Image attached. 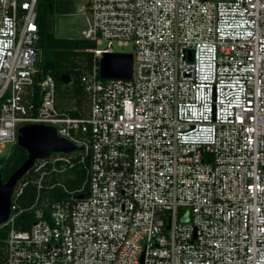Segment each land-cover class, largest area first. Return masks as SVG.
I'll list each match as a JSON object with an SVG mask.
<instances>
[{"label":"built area","instance_id":"obj_1","mask_svg":"<svg viewBox=\"0 0 264 264\" xmlns=\"http://www.w3.org/2000/svg\"><path fill=\"white\" fill-rule=\"evenodd\" d=\"M37 3L0 0V152L29 123L78 149L15 183L1 263L264 264V0H82L76 116L37 67ZM114 42L133 46L130 78L99 75Z\"/></svg>","mask_w":264,"mask_h":264},{"label":"trees","instance_id":"obj_2","mask_svg":"<svg viewBox=\"0 0 264 264\" xmlns=\"http://www.w3.org/2000/svg\"><path fill=\"white\" fill-rule=\"evenodd\" d=\"M52 7L51 0H38L37 3V21L39 25V60L37 67L42 70V74L51 75L56 82V92L58 97V106L69 111L71 115L84 113L86 108V96L81 77L87 73L94 59L91 51L95 44L81 37H60L55 36L50 30V24L47 17V9ZM66 74L69 76V82L63 83L60 76ZM74 100L75 108L69 109L63 105V102ZM26 152L18 145L13 144L10 153L0 159L1 179L5 181L7 177L25 160ZM69 188L75 187L80 181V174L76 173V178L63 180ZM43 197L51 200L62 196L60 188L52 190H43ZM35 198V189L29 185L21 196L20 204L23 208L29 207ZM34 210L25 209L17 218V225L21 228H27L34 221ZM6 230L0 229V264H2L4 248V239Z\"/></svg>","mask_w":264,"mask_h":264},{"label":"water","instance_id":"obj_3","mask_svg":"<svg viewBox=\"0 0 264 264\" xmlns=\"http://www.w3.org/2000/svg\"><path fill=\"white\" fill-rule=\"evenodd\" d=\"M72 0H54L56 13L70 14ZM132 71V54L125 52L103 53L99 59V75L102 78H130ZM63 83L69 82V76H60ZM16 145L26 152L25 160L7 177L5 181L0 174V224L10 212V196L15 183L32 167L36 159L46 158L55 152L70 153L76 147L71 141L59 137L52 125L43 123L23 124L17 128ZM82 197V196H80Z\"/></svg>","mask_w":264,"mask_h":264},{"label":"rangeland","instance_id":"obj_4","mask_svg":"<svg viewBox=\"0 0 264 264\" xmlns=\"http://www.w3.org/2000/svg\"><path fill=\"white\" fill-rule=\"evenodd\" d=\"M52 7L47 9V17L50 24V30L55 36L60 37H81V31L84 28V19L79 12V7L82 4V0H74L73 10L70 14L56 13ZM113 49L117 52L132 53L133 46L131 43L124 46H119L115 42L112 45ZM66 108L74 109V100L63 102ZM12 146H6V148L0 152V159L6 157L11 150Z\"/></svg>","mask_w":264,"mask_h":264}]
</instances>
